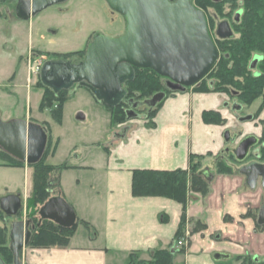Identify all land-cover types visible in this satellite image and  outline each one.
Masks as SVG:
<instances>
[{"label": "crops", "instance_id": "0c3cea01", "mask_svg": "<svg viewBox=\"0 0 264 264\" xmlns=\"http://www.w3.org/2000/svg\"><path fill=\"white\" fill-rule=\"evenodd\" d=\"M16 3L0 9V57L13 64L0 68V119L26 120L46 129L41 159L53 167L65 166L57 175L53 197L65 200L77 222L67 246L26 245L19 253L20 264H128L133 254L149 261L157 250L169 251L172 264H228L246 255L264 261V232L255 230L253 219L264 205L262 189L249 188L236 164L230 173L214 168L215 159L227 160L228 148L259 130L232 115L230 111L236 109L229 107L228 95L198 92L195 85L184 92H172L151 120L134 118L114 126L109 114V143L98 145L94 140L91 145L96 144L99 150H86L87 141L73 130H63V113L59 124L52 119L57 127L54 133L52 125L41 118L50 116V110L39 111L42 90L27 68L35 52L34 21L18 19ZM78 87L88 103L103 107L88 89ZM73 93L64 105L76 98L77 92ZM33 100L39 118L31 115ZM12 110L22 114L13 115ZM204 112L218 113L224 124L205 123ZM76 119L84 121L86 117L78 113ZM191 156L204 160L200 174L207 182L205 195L190 189L189 182L184 205L164 195L133 194L134 171L182 170L189 175ZM4 165L0 160V167L23 173L26 190L9 195L25 201L32 189L31 165ZM183 216L182 243H173ZM196 224L205 228L193 232Z\"/></svg>", "mask_w": 264, "mask_h": 264}, {"label": "water", "instance_id": "95a60500", "mask_svg": "<svg viewBox=\"0 0 264 264\" xmlns=\"http://www.w3.org/2000/svg\"><path fill=\"white\" fill-rule=\"evenodd\" d=\"M65 0H17L15 15L28 20L47 7ZM214 2L221 0H212ZM109 8L121 15L124 33L117 37L94 34L83 60L73 64L62 60L45 61L39 71L43 85L54 92L68 90L74 85L88 89L95 99L108 107L121 103L126 93L123 85L134 79V69H149L164 79L170 92H184L200 83L214 68L219 52L212 40L205 14L190 0H105ZM217 36L231 38L228 23L217 26ZM259 61L251 62L254 69ZM166 97L165 92L153 95L140 103L154 109ZM127 119L136 118L133 100L128 101ZM47 142L46 129L26 120L0 119V150L11 158L27 164L38 163ZM256 138L247 136L233 150L236 161L242 162ZM246 177V184L254 189L261 178L264 188V165L250 163L238 170ZM18 195L0 199V210L7 217H15L21 210ZM40 219L52 221L62 228L76 223L73 209L60 196L50 198L39 210ZM264 223V208L258 224ZM31 237L29 221H16L9 232V248L13 264H20L19 253ZM0 264H5L0 257Z\"/></svg>", "mask_w": 264, "mask_h": 264}, {"label": "trees", "instance_id": "16d2710c", "mask_svg": "<svg viewBox=\"0 0 264 264\" xmlns=\"http://www.w3.org/2000/svg\"><path fill=\"white\" fill-rule=\"evenodd\" d=\"M15 1L17 2V0H0V5L15 3ZM226 1L230 0L217 2L212 0H195V5L197 8L204 10L209 6H218ZM190 2L192 3L191 0ZM231 11L232 9H230L227 16L231 15ZM239 12H241V17L235 24L237 37L217 41L216 47L219 52L217 63L211 72L193 89L198 92H220L227 94L230 96L229 98L236 101L235 103L239 107H247L255 100L261 98L262 105L264 106V0H243ZM84 55L85 50L60 54L52 59L77 64L83 60ZM255 56L259 57V62L252 69L250 66ZM207 80L209 81L208 83ZM78 86L74 85L68 90L54 92L43 85L41 81L37 80L36 87L42 90L39 111L50 110L53 121L59 124L61 122L63 105L71 98L72 90ZM123 89L126 95L121 103L115 107L104 105L97 101L92 94L94 99L108 111L111 123L114 126L127 122L126 111L130 108L127 104L129 100L139 102L142 100L143 102L160 92H165L166 97L172 95V92H169L165 88L164 79L149 69H134V79L126 82L123 85ZM161 104L162 102L151 110L147 108L146 119H153ZM202 118L205 123L224 124V120L215 112H204ZM151 126L152 124H149V127ZM0 160L4 161V166L21 167L24 165L2 151H0ZM203 161V158L200 156H191L189 160V175L188 172L182 170L174 172L134 171L133 194L136 196L164 195L184 205L188 182L190 183V189L199 191L203 195L207 193V182L200 174ZM232 162H235L232 155L228 156L226 161L217 158L214 162V168L219 173H230L233 171ZM64 167L63 165L57 167L47 165L43 159L31 165L33 174L32 195L28 199L29 212H31L32 207L39 206L41 208L53 197L51 189H56L57 175ZM33 212L39 213L35 208ZM0 219L2 221L5 219V215L1 210ZM253 219L255 220V216ZM185 221V216H183L174 236L173 243H178L182 239ZM76 225L77 222L71 228H62L46 219L38 222L33 220L30 223L31 237L27 246L30 248L67 246ZM204 228L205 226L196 224L193 232L201 231ZM255 230L263 231L264 225L260 226L256 224ZM7 242L8 231L5 227H0V257L5 264H12L13 254ZM134 259H139V256L135 254L131 255L128 264H134ZM140 264H172V255L167 250H157L152 254L151 260L148 262L142 261ZM228 264L256 263L251 257L243 256L234 258Z\"/></svg>", "mask_w": 264, "mask_h": 264}, {"label": "rangeland", "instance_id": "374dc122", "mask_svg": "<svg viewBox=\"0 0 264 264\" xmlns=\"http://www.w3.org/2000/svg\"><path fill=\"white\" fill-rule=\"evenodd\" d=\"M191 1L192 5L197 8V6L195 5V0ZM242 2L243 0H230L223 2L218 6H209L206 9L202 10L205 14L208 31L213 41L217 36V25L224 19H227V15L230 9H232V11L230 17L228 18V21L231 23L233 36L237 37V34L235 32V24L232 21V17L234 16V14L239 12L240 6H242ZM4 7L10 6L8 3L0 5V9L2 11ZM30 19L34 21L33 48L35 52L32 55L31 62L29 64L27 63V68L29 71V75L35 78V81H40L39 71L45 61L53 60L52 58L60 54L86 50L94 34L98 33L107 37H117L122 35L125 29V22L123 17L118 13L112 11L105 0H65L62 3L47 7L43 11L32 16ZM6 36L8 37V31H6ZM10 40L12 41V38ZM8 44L10 43L7 41V45ZM10 62L11 61L7 59V57L4 59L0 57V68H6L9 65H12L13 67V64ZM34 71H37V74H34ZM208 82L209 81L207 80V83ZM81 90L83 89H81L80 87H75L72 90V93L77 92V94L73 93L74 95H76V98L68 101L64 105V112H62L64 114L62 127L64 131L68 130V133L70 130H73L76 134H78V136H80V139L87 141L86 150L97 151L99 150V148L96 146V144L95 146L91 145L92 141H98V145H104V142L106 141L109 143L108 137L111 136L110 127L108 125L109 113L101 106L91 105L90 103H88V101L83 98L84 95L82 97L81 93L83 92ZM32 102L31 115L39 118L38 112L34 108V100ZM235 102L236 101L230 98L229 107L231 108V110L233 103ZM12 111L13 115L22 114V112L18 110ZM238 111L230 112L236 117L248 116L246 118L247 120H250L252 118H259V120H261L262 122V126L264 125V106L262 105L261 98L255 100L251 105L247 107L243 106L240 112ZM26 112H29V107ZM78 113H82L83 115H85L86 119L84 121H78L76 119V115ZM135 113L137 114L136 118L144 119L146 118L147 107L140 106L135 111ZM50 117L51 114L50 116L46 115L41 118L46 119L52 125V132L54 133L57 130V127L52 121V117ZM256 153L257 148H254V150L252 151V157H254V154ZM26 187L27 183L23 173L0 167V199L5 197L6 195H9V193L13 191H16V194H21L26 190ZM51 190V194L56 193V189L52 188ZM31 195L32 189L30 191L29 197H31ZM20 199L22 207L19 213L15 217L5 216L4 221L0 219V226L3 223L7 231L11 229L12 224L16 221L28 220L29 223H31L33 220L36 222L41 221L39 213L33 212L34 208L36 209V211H39L40 207H32L31 212H29V198L25 199V201H23L21 197ZM7 243L9 246V241ZM142 261L143 260L141 259H134V264H140V262Z\"/></svg>", "mask_w": 264, "mask_h": 264}, {"label": "flooded vegetation", "instance_id": "af4514ba", "mask_svg": "<svg viewBox=\"0 0 264 264\" xmlns=\"http://www.w3.org/2000/svg\"><path fill=\"white\" fill-rule=\"evenodd\" d=\"M230 16H227V19H224L223 21H225V22H227L228 23V26H229V28H230V30H231V38H233L234 36H233V33H232V28H231V23L228 21V18H229ZM240 17H241V12H238V13H236V14H234V16L232 17V21L234 22V24H236L237 22H238V20L240 19ZM222 21V22H223ZM221 23V22H220ZM219 23V24H220ZM218 24V25H219ZM217 25V26H218ZM216 30H217V28H216ZM217 32V31H216ZM216 35H217V33H216ZM221 40H223V39H221V38H219L218 36H216V38H215V40H214V44H215V46H216V44H217V41H221ZM217 48V47H216ZM256 57V56H255ZM254 59V58H253ZM259 62V61H258ZM165 85V84H164ZM166 88V87H165ZM130 101V100H129ZM138 103L139 105L136 107V109L134 110V111H136L141 105H140V103L141 102H139V101H134L133 100V103ZM128 105H129V103H127ZM130 107V106H129ZM232 108H234V109H236V111H238V112H240V110L242 109V107H239L237 104H235V103H233V106H232ZM248 116H239V118H241L242 120H244L245 122H250V123H252L253 125H254V127H256V128H258L259 130H258V132H256V133H252V134H248V135H245L244 137H242L240 140H239V142L238 143H236V144H234V146L233 147H231V148H228V150L226 151V155H228V156H230V155H232L233 157H234V160H235V162H232L233 164H236V168L239 170V169H241V168H243L244 166H247L248 164H250V163H256V164H262V165H264V125L262 126V122H261V120H259V118H252V119H250V120H247L246 118H247ZM254 122V123H253ZM247 136H253V137H255L256 138V144L253 146V147H251L250 149H249V151H248V153H247V156L245 157V159L242 161V162H238V161H236V159H235V156H234V154H233V150L239 145V143L242 141V139L243 138H245V137H247ZM254 148H257V153L256 154H254V157H252V151L254 150ZM244 176V175H243ZM245 177V176H244ZM245 180H246V177H245ZM257 187H259V188H261L262 189V191H263V193H264V188H263V186H262V181H261V178H259L258 180H257V182H256V186H255V188H257ZM254 188V189H255ZM264 206V205H263ZM263 206L260 208V210L263 208ZM260 210L256 213V215H255V224H258V216H259V213H260ZM28 221V220H27ZM259 225V224H258ZM264 225V223L262 224V225H260V226H263ZM260 232H264V230L263 231H260ZM247 256V255H246ZM248 257H251V256H248ZM252 258V260L256 263V264H259V262H260V264H264V261H260V260H258V259H256V258H253V257H251Z\"/></svg>", "mask_w": 264, "mask_h": 264}, {"label": "built area", "instance_id": "2783aa9c", "mask_svg": "<svg viewBox=\"0 0 264 264\" xmlns=\"http://www.w3.org/2000/svg\"><path fill=\"white\" fill-rule=\"evenodd\" d=\"M34 74H37V71H34ZM178 243L181 244L182 240H180Z\"/></svg>", "mask_w": 264, "mask_h": 264}]
</instances>
